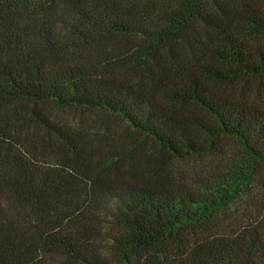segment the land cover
Here are the masks:
<instances>
[{
	"label": "trees",
	"instance_id": "trees-1",
	"mask_svg": "<svg viewBox=\"0 0 264 264\" xmlns=\"http://www.w3.org/2000/svg\"><path fill=\"white\" fill-rule=\"evenodd\" d=\"M0 264H264V0H0Z\"/></svg>",
	"mask_w": 264,
	"mask_h": 264
},
{
	"label": "rangeland",
	"instance_id": "rangeland-1",
	"mask_svg": "<svg viewBox=\"0 0 264 264\" xmlns=\"http://www.w3.org/2000/svg\"><path fill=\"white\" fill-rule=\"evenodd\" d=\"M177 165L183 166V162L182 161H174Z\"/></svg>",
	"mask_w": 264,
	"mask_h": 264
}]
</instances>
